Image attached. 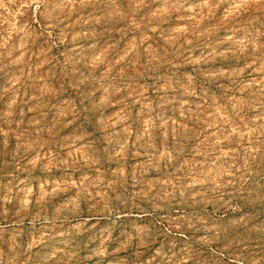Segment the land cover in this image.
<instances>
[{"label": "rangeland", "instance_id": "obj_1", "mask_svg": "<svg viewBox=\"0 0 264 264\" xmlns=\"http://www.w3.org/2000/svg\"><path fill=\"white\" fill-rule=\"evenodd\" d=\"M0 264H264V0H0Z\"/></svg>", "mask_w": 264, "mask_h": 264}]
</instances>
